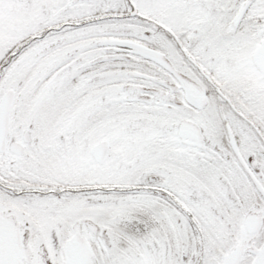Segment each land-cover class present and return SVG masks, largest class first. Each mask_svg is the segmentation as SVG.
<instances>
[{"label": "snow or ice", "instance_id": "obj_1", "mask_svg": "<svg viewBox=\"0 0 264 264\" xmlns=\"http://www.w3.org/2000/svg\"><path fill=\"white\" fill-rule=\"evenodd\" d=\"M0 264H264V0H0Z\"/></svg>", "mask_w": 264, "mask_h": 264}]
</instances>
